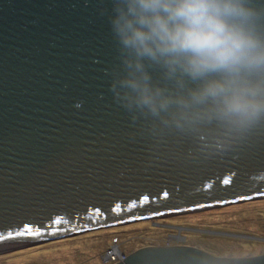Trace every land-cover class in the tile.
<instances>
[{"label":"water","instance_id":"obj_1","mask_svg":"<svg viewBox=\"0 0 264 264\" xmlns=\"http://www.w3.org/2000/svg\"><path fill=\"white\" fill-rule=\"evenodd\" d=\"M113 15L112 0H0V247L264 197V122L203 156L117 99ZM21 225L42 235L7 239ZM115 264H264V254L146 246Z\"/></svg>","mask_w":264,"mask_h":264},{"label":"clouds","instance_id":"obj_2","mask_svg":"<svg viewBox=\"0 0 264 264\" xmlns=\"http://www.w3.org/2000/svg\"><path fill=\"white\" fill-rule=\"evenodd\" d=\"M112 2V90L153 131L213 156L264 122V0Z\"/></svg>","mask_w":264,"mask_h":264},{"label":"rangeland","instance_id":"obj_3","mask_svg":"<svg viewBox=\"0 0 264 264\" xmlns=\"http://www.w3.org/2000/svg\"><path fill=\"white\" fill-rule=\"evenodd\" d=\"M115 239L126 254L167 244L190 245L224 257L264 254V197L0 247V264H105L104 254Z\"/></svg>","mask_w":264,"mask_h":264},{"label":"snow or ice","instance_id":"obj_4","mask_svg":"<svg viewBox=\"0 0 264 264\" xmlns=\"http://www.w3.org/2000/svg\"><path fill=\"white\" fill-rule=\"evenodd\" d=\"M241 163H243V161L238 162L237 166L239 167ZM223 183L225 185H227V184H229V181L228 180H224ZM208 187L211 188L212 185H209ZM168 195L169 194L167 192L164 193V197L165 198H167ZM143 201L145 203L150 202L149 201V196H144L143 197ZM40 235H42V233L39 231L38 228H35L34 226H30V225H21L20 229L16 230L14 235L13 234H9L7 239L15 240L17 238L38 237Z\"/></svg>","mask_w":264,"mask_h":264},{"label":"built area","instance_id":"obj_5","mask_svg":"<svg viewBox=\"0 0 264 264\" xmlns=\"http://www.w3.org/2000/svg\"><path fill=\"white\" fill-rule=\"evenodd\" d=\"M117 242L118 239H115V242L105 252L103 258L105 264H115L128 256V254L122 251V249L120 248ZM167 245H171V244H167Z\"/></svg>","mask_w":264,"mask_h":264},{"label":"bare ground","instance_id":"obj_6","mask_svg":"<svg viewBox=\"0 0 264 264\" xmlns=\"http://www.w3.org/2000/svg\"><path fill=\"white\" fill-rule=\"evenodd\" d=\"M171 245H175V244H171Z\"/></svg>","mask_w":264,"mask_h":264}]
</instances>
